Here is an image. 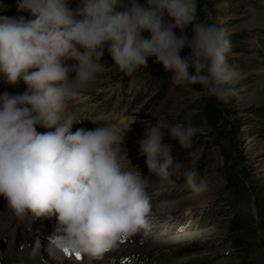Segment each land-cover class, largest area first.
Returning a JSON list of instances; mask_svg holds the SVG:
<instances>
[{"label":"clouds","instance_id":"1","mask_svg":"<svg viewBox=\"0 0 264 264\" xmlns=\"http://www.w3.org/2000/svg\"><path fill=\"white\" fill-rule=\"evenodd\" d=\"M19 9L35 19L0 18V81L22 78L29 92L0 94V196L20 220L55 218L48 239L59 264L65 249L91 264L121 239L150 228L149 176L172 184L173 176H182L193 191L205 190L198 157L190 153L193 166L186 168L164 140L167 134L181 149H191L196 129L190 122L163 115L146 122L138 150L148 176L131 165L123 147L131 124L98 116L90 118L96 128L71 131L83 119L70 101L110 69L101 63L105 50L128 76L155 57L174 85H200L202 95L221 103L236 94L227 85L239 72L226 56L225 30L207 17L199 20L198 0H82L75 11L69 0H22ZM190 25L191 38L185 35ZM185 48L190 55L182 58ZM37 124L55 131L39 133ZM40 247L37 239L33 251Z\"/></svg>","mask_w":264,"mask_h":264},{"label":"rangeland","instance_id":"2","mask_svg":"<svg viewBox=\"0 0 264 264\" xmlns=\"http://www.w3.org/2000/svg\"><path fill=\"white\" fill-rule=\"evenodd\" d=\"M21 2L0 0V18L35 19L19 9ZM197 13L200 21L207 17V22L223 28L230 42L226 56L239 76L227 85L236 94L226 103L202 95L200 85H174L172 73L155 57L132 76L123 75L113 67L107 50L101 63L110 69L97 73L88 89L77 95L92 99L91 103L120 100L127 109L126 118L137 120L130 124L140 140L146 122L155 124L160 115L174 123L190 122L196 129L191 149H181L167 134L164 140L172 145L174 159L186 168L193 166L190 153L198 157L195 167L205 190L193 191L182 176H173L174 184L153 181V190L163 192L149 216L155 217L154 227L169 226L153 244L129 243L130 253L150 246L178 251L176 259L181 264H264V0H198ZM191 29L190 25L185 30L189 38ZM175 32L180 35L179 30ZM142 35L147 38L149 33ZM189 55V49L182 50V58ZM64 61L65 65L73 63ZM124 80H129L127 86H123ZM4 92L23 95L29 89L21 78L16 84L0 81V94ZM35 127L41 128L39 124ZM128 144L123 142V147L132 149ZM138 149H132V160L143 157ZM179 152L183 154L179 156ZM6 207L14 227L20 219H14ZM22 221L36 241L39 225L29 218Z\"/></svg>","mask_w":264,"mask_h":264},{"label":"bare ground","instance_id":"3","mask_svg":"<svg viewBox=\"0 0 264 264\" xmlns=\"http://www.w3.org/2000/svg\"><path fill=\"white\" fill-rule=\"evenodd\" d=\"M79 99V102H85L88 99V97H83V96H78L75 95L72 100L75 99ZM75 102V101H74ZM73 103V101H70L69 104V108L71 111H73L74 109L71 108V104ZM77 110H81V109H77ZM133 120L137 121L136 119H132L129 118L127 120H122L121 122L117 123L120 126H126V125H130V122H133ZM134 121V122H135ZM78 128H83L82 126L79 125V123H74L73 127L71 129L72 132H75ZM94 129V128H91ZM37 132L39 133H45L48 131H55V129H48V128H44L41 126V128L37 129ZM140 137H135L134 133H133V129L130 125V129L125 133V138L123 142H128L129 144H135L137 141H139ZM2 196H0V202H2L1 200ZM3 206V205H1ZM6 210L12 215V217L17 218L7 207ZM46 219V218H44ZM11 218L9 217L8 219H5V223H7L10 227H13L12 225H14V222H10ZM15 221V220H14ZM23 221L19 220V222L16 224V226L13 227V229L17 230V233L19 234L20 237H22V243L21 242H17V246H22L23 245V249L22 247H15L12 248V250L16 249V253L12 252L13 256H17L19 257L21 260L17 262V264H59L58 260L54 258V253L52 255H50V253L48 252V250L50 252H52V250L48 248L45 250L44 247H42L43 251H38V253H35L33 251L34 248V242L31 238H30V234L28 233L29 231H27V229H25L23 227ZM24 228V229H23ZM42 233H39V236ZM44 241V240H43ZM42 241V243H44ZM11 245V244H10ZM9 245V246H10ZM129 243L123 245L121 248H115L114 250H111L107 253H105L103 255V258L100 260H96V261H92L91 264H119L115 259L124 255H128L131 254L128 250L129 247ZM4 259V254L2 253V251L0 250V264H4L2 261ZM62 264H89L88 258L86 256H83V260L80 262H76L74 259H70L68 257H64L62 260Z\"/></svg>","mask_w":264,"mask_h":264},{"label":"snow or ice","instance_id":"4","mask_svg":"<svg viewBox=\"0 0 264 264\" xmlns=\"http://www.w3.org/2000/svg\"><path fill=\"white\" fill-rule=\"evenodd\" d=\"M65 253H66V256H69V257H71V253H69L68 252V250L67 249H65ZM83 258L77 253V254H75V260L76 261H81Z\"/></svg>","mask_w":264,"mask_h":264},{"label":"trees","instance_id":"5","mask_svg":"<svg viewBox=\"0 0 264 264\" xmlns=\"http://www.w3.org/2000/svg\"><path fill=\"white\" fill-rule=\"evenodd\" d=\"M199 1H201V0H199ZM157 81V80H156ZM185 154V153H184ZM186 155V154H185Z\"/></svg>","mask_w":264,"mask_h":264}]
</instances>
